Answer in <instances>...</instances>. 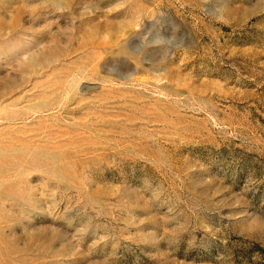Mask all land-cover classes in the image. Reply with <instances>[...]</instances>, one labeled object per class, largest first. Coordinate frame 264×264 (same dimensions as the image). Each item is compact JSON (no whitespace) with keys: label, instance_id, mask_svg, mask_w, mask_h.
Listing matches in <instances>:
<instances>
[{"label":"rangeland","instance_id":"374dc122","mask_svg":"<svg viewBox=\"0 0 264 264\" xmlns=\"http://www.w3.org/2000/svg\"><path fill=\"white\" fill-rule=\"evenodd\" d=\"M0 264H264V0H0Z\"/></svg>","mask_w":264,"mask_h":264}]
</instances>
